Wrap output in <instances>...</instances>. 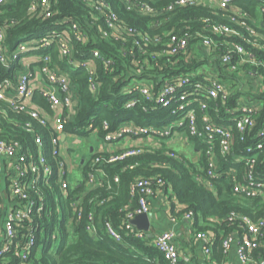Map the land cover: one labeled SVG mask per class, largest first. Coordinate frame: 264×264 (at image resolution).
Here are the masks:
<instances>
[{"label":"trees","instance_id":"obj_1","mask_svg":"<svg viewBox=\"0 0 264 264\" xmlns=\"http://www.w3.org/2000/svg\"><path fill=\"white\" fill-rule=\"evenodd\" d=\"M35 0H14L6 5H0V25L9 24L7 29V45L10 51H14L21 43L32 42L48 35L53 30L69 28L71 20L61 23V19H74L77 21L90 40L87 43L77 42L75 45V59L86 60L93 48L99 49L103 55L112 59L108 68L99 59L96 60L97 79L99 89L93 92L90 88V72L86 67H72L68 59L61 60L59 44L53 41L49 47L31 53H50L53 63H59L69 72L74 89L79 95L77 114L66 123L65 131L79 133L84 139L89 137L92 126L105 135L117 130L127 123L147 127L165 128L179 121L182 117L174 115L173 105L162 106L155 100L147 99L140 91L139 81L148 83L154 94H158L162 87V80L174 74L192 73L201 66L207 65L208 59H194L191 63H184L181 58L178 63L167 65H155L152 69L138 65V61L149 60L151 64L165 63L159 57L147 54L143 58L140 51L133 47V43L127 44V49L134 54H124L123 41L103 39L98 26L92 22L93 12L90 7L81 0H54L57 2L58 12L54 18L37 19L31 17L29 9ZM113 6L119 19L131 27L148 33L152 38L166 35L176 26L187 24L195 29L202 27L200 19L208 18L211 23H232L230 13L224 16L217 8H209L201 5L181 6L178 0H134L149 3L158 13L156 17H145L125 7L119 0H108ZM255 1V0H253ZM247 10L252 19L260 16L257 11V2L251 0H236L235 3ZM170 5L174 8L169 9ZM253 24V21L250 20ZM100 26H106L101 20ZM257 30L264 32L261 24ZM218 44L217 52L227 49L222 44L225 40L228 44L239 42L237 37H224L218 34H209ZM250 47L249 45H247ZM153 50H162V47H151ZM251 50L264 62V51L251 47ZM218 60L220 77L228 85L230 94L226 101L214 99L209 102L206 111L218 124L234 126V110L244 101H253V94L245 91L241 84V77L236 72H231L222 65L217 53L210 57ZM40 62L32 66L38 67ZM253 68L251 65L245 66ZM261 67V66H260ZM262 71L263 69L260 68ZM10 76L8 69L1 68V77ZM199 78V77H198ZM129 90V92H128ZM249 96V97H248ZM251 97V99H249ZM35 101L48 110L49 103L39 90L36 91ZM135 101L133 107H128V102ZM255 100L261 106L257 116V125L251 135H241L237 129L233 132V149L228 154H223L220 144H216V153L219 159V167L216 177H211L213 188L203 185L197 180L198 175L205 176L207 169L208 149L204 139L192 136L185 127H176L175 130L183 131L188 138L195 143L200 151L198 162L187 158L185 155L177 156V151L167 149L164 145L160 148L145 147V150L135 156L128 157L113 163L104 162L98 167L105 172L104 182L97 187L87 185L90 164L81 167V178L75 174L69 180L67 195H62L58 187L54 191L44 188L46 208L48 213L43 218L36 217V223H40L37 231V240L32 247L28 260L21 259V251L14 248L7 251L1 258L0 264H169L164 255L153 244V238L145 235L140 237L126 227L128 214L138 207V197L132 193V185L138 177L161 178L164 181L162 189L183 207L176 209V203L172 202L173 215L184 217L187 213L193 214V228L196 233L211 231L215 233L214 252L212 258L218 262L224 260L229 250H225L224 241L232 236L237 244L245 233L243 217L247 216L257 220L264 216V197L249 196L234 191V184L240 180L245 181L247 167L244 160L239 157L248 146L256 144L255 134L262 127L264 121V91L255 96ZM146 108V109H145ZM199 118L202 112L198 110ZM105 121L109 127H104ZM32 122L36 134H41L47 145L46 152L51 151V137L48 129L26 114L13 111L7 103L0 100V125L3 138H15L28 146L32 151L37 147L34 144V133L27 132L25 124ZM151 134V133H150ZM244 136V139L242 137ZM169 138V137H167ZM158 136L159 140L167 139ZM74 152V150H70ZM81 152V149L79 150ZM85 151V149L83 150ZM175 153V156L172 154ZM259 162L255 164V172L259 178H264V153H258ZM51 159V157H49ZM119 180L116 181L115 178ZM56 197V198H55ZM172 198V197H171ZM1 200V196H0ZM79 201V209L82 217L78 222L74 202ZM78 210V209H77ZM94 212V222L98 225V233L92 235L87 230L90 221L89 215ZM234 216L232 217V215ZM106 221H111L121 232L122 240L118 241L109 236L102 227ZM56 233V240L53 235ZM234 240V241H235ZM233 241V242H234ZM260 246L252 252V260L247 264L264 259V234L260 236ZM232 247V245H231Z\"/></svg>","mask_w":264,"mask_h":264},{"label":"built area","instance_id":"obj_2","mask_svg":"<svg viewBox=\"0 0 264 264\" xmlns=\"http://www.w3.org/2000/svg\"><path fill=\"white\" fill-rule=\"evenodd\" d=\"M14 0H0V5H6ZM85 2L93 12L92 22L98 28L103 39H114L123 41L125 44L124 54H134L127 49L128 43H133L142 57L152 54V57H159L165 63L151 64L149 60L138 61V65L147 66L149 69L158 64L160 68L168 63H178L181 58L184 63H191L194 59H208L207 65L211 67L209 71L202 70L200 67L192 73L174 74L169 78L161 79L163 84L158 94L153 93L152 87L145 81H139L141 93L149 100H155L159 105H173L174 115H180L182 118L172 125L160 127H147L127 123L114 131L101 135L92 126L91 132L97 134L100 138L101 146L94 149L89 160L82 163L90 164L91 169L87 175V185L97 187L104 182L105 172L103 168L98 167L104 162L113 163L124 160L142 153L144 146H131L116 150L114 144H117L124 138L146 139L162 136L171 137L178 130L176 127H185L188 132L198 138L204 139L208 146L206 151L207 169L205 176L198 175L197 180L209 188H213L211 177H216L219 167V159L216 153V144H220V150L225 155L233 149V132L236 128L241 135H251L258 121L257 116L261 111V106L252 104L249 101L242 102L231 112H237L233 117L234 126L216 123L210 114L206 111L209 108V102L214 99L226 101L230 94L228 85L220 77L218 69V60L216 57H210L212 53H217L222 65L229 71L236 72L238 75H248L249 79H261L264 81V62L251 50V47L259 48L264 51V32L257 30L260 24L264 25V0H251L257 2V11L260 16L255 19L249 15L247 10L234 4L236 0H178L181 6L201 5L209 8H217L226 15L230 13L232 23L236 26L217 22L211 23L210 19L202 18L200 22L202 27L195 29L193 25L187 24L176 26L166 35L152 38L148 33H144L137 28L123 24L113 6L108 0H81ZM129 10L134 11L145 17L158 16L157 11L147 2H137L134 0H119ZM169 9L174 8L170 5ZM57 9V2L54 0H35L32 2L29 14L37 19L54 18ZM72 21L71 24L69 21ZM103 20L106 26H100L99 21ZM253 21V24L250 23ZM61 23L68 21L69 28L63 30H53L41 39L32 42L21 43L14 51L8 49L6 42L7 29L9 24L0 25V100L15 112L26 114L37 120L39 124L46 127L51 137V151L46 152V144L43 136L36 134L33 123L27 122L24 126L27 132L34 133V144L37 147L32 151L28 146L15 138H3L0 136V260L7 251H13L14 248L21 251V259L28 260L32 247L37 240V231L40 223H36L35 218H43L47 214L46 197L42 192L48 187L56 190V186L62 195H67L69 190V178L75 173V165L68 161L63 154V146L70 141V136H75L81 144L80 134L66 132L65 127L69 119L76 114L79 106V95L73 89L72 78L69 72L59 63H53L50 53H31L43 48H47L53 41L59 44V53L61 60L68 59L72 67H86L90 72V88L93 92L99 89L97 79L96 60H100L109 68L112 59L107 58L103 53L93 48L90 56L86 60L75 59V45L77 42L87 43L90 38L74 19H61ZM218 34L220 36L237 37L240 41L233 42L231 45L226 42L227 49L221 53L217 52L219 44L209 35ZM162 50H153L151 47L159 46ZM249 45L250 47H248ZM35 62H40L39 66H32ZM253 68L247 69L246 65ZM261 66V67H260ZM1 68L8 69L10 76L1 77ZM262 68L263 71L260 69ZM199 77V78H198ZM49 103V109L46 110L35 101L36 91ZM264 91V89H263ZM129 92V90H128ZM135 101L130 100L128 107H133ZM146 109V108H145ZM198 110L202 112L199 118ZM104 127H109L105 121ZM0 125V133L2 132ZM151 133V134H150ZM66 134L63 141V135ZM78 135V136H77ZM69 136V138H67ZM244 139V136L242 137ZM256 144L248 146L246 151L240 155L239 159L244 160L247 172L245 181L236 182L234 191L244 193L249 196L264 197V178L255 177V164L259 162L258 153H264V121L262 127L255 134ZM113 145V146H109ZM70 147H67L68 149ZM70 148V150H71ZM175 156V153H172ZM180 154L177 153L179 157ZM51 157V159L49 158ZM116 181L119 179L116 177ZM164 186L161 178L138 177L132 185V193L137 195L138 207L132 213L128 214L126 221L127 229L140 237H144L146 232L139 230L130 223V219L138 214H149L151 212L150 198ZM56 198V197H55ZM79 201L74 202L76 210V219L79 222L82 217V210L79 209ZM4 208H6L4 213ZM78 209V210H77ZM234 214L232 215V217ZM188 220L193 222V214L189 212L185 215ZM87 230L90 234L98 233V225L94 222V212L89 215ZM245 233L240 237L237 244L238 258L245 264L252 260V252L257 249L261 242L260 236L264 234V216L257 220L250 217H243ZM105 232L118 241L122 240L121 232L111 221H106L102 226ZM209 235L204 232L197 234L198 238H206ZM56 240V233L53 235ZM234 238L230 236L224 241L225 250L231 248ZM153 244L164 255L169 264H183L177 244L174 242V233L171 230H164L158 233L153 240ZM207 253L211 252V247L206 248ZM254 264H264L261 258Z\"/></svg>","mask_w":264,"mask_h":264},{"label":"crops","instance_id":"obj_3","mask_svg":"<svg viewBox=\"0 0 264 264\" xmlns=\"http://www.w3.org/2000/svg\"><path fill=\"white\" fill-rule=\"evenodd\" d=\"M241 84L243 85L245 91L253 94V101L251 103L260 105L258 101L255 100V96L260 92H263L264 81L261 79H249L248 75H242ZM72 87L74 89V85ZM249 99H251V97ZM67 138H69V136ZM154 140L158 141L159 139ZM80 141H83L82 148L80 149H89L90 154H92L95 148L101 146L100 138L93 132L89 133V137L85 138V141L82 137H80ZM145 141L146 139L141 138H124L114 145H116V150L138 145L147 147ZM159 141L160 143L158 146L149 148H160L164 145L167 149L177 151L178 154L185 155L194 162H198L200 158V151L196 147L195 143L192 142L183 131H177L174 135L169 137V139H162ZM73 142L77 143L79 142V139H77L76 136H70V141L65 146L62 145L65 158L68 161H71L72 164L74 161V152L70 151V146ZM109 146L111 147L113 145ZM67 147L70 148L68 149ZM71 150L73 149L71 148ZM172 202L176 203V209L178 211L179 208L183 207L180 202L176 201L174 197L171 196V194H168V191L164 189H159L155 195L150 198L151 212L149 213V216L151 220V233L154 236L151 237L148 233H146V235L154 240L158 233L164 230H171L174 233V242L178 246L183 264H245L238 258L236 250L237 242L235 239V241L232 242L230 251L223 261L218 262L216 259H213L212 253L214 252L215 233L208 231V237L198 238V233L195 234L192 220H188L185 216L178 217L173 215ZM5 210L6 208H4V213ZM1 230L2 229H0V231ZM207 247H211L210 253H207Z\"/></svg>","mask_w":264,"mask_h":264},{"label":"rangeland","instance_id":"obj_4","mask_svg":"<svg viewBox=\"0 0 264 264\" xmlns=\"http://www.w3.org/2000/svg\"><path fill=\"white\" fill-rule=\"evenodd\" d=\"M210 69H211V67L208 66V65H205V67L202 68V70H205V71H209ZM167 139H169V138H167ZM159 143H160V141L159 140L158 141H155L153 139V137H148V138H146V141H145V144H146L147 147H154V146L156 147V146H158ZM74 147L80 150V148H82V145L79 143V144H75ZM79 150H74V161H73V163H74L75 168H76L74 174L77 177H80L81 178V165H82L81 163H82V161H84V162L88 161L89 160V157L91 156V154L89 152V149L88 150L85 149V151H83L81 149V152ZM69 155H70V153H69ZM71 158H72V156H71Z\"/></svg>","mask_w":264,"mask_h":264},{"label":"water","instance_id":"obj_5","mask_svg":"<svg viewBox=\"0 0 264 264\" xmlns=\"http://www.w3.org/2000/svg\"><path fill=\"white\" fill-rule=\"evenodd\" d=\"M66 134L63 135V141L65 140ZM84 161H82L83 163ZM130 223L137 227L139 230H143L146 233H148L149 236H154L151 233V220L149 214L143 213V214H138L132 219H130Z\"/></svg>","mask_w":264,"mask_h":264}]
</instances>
